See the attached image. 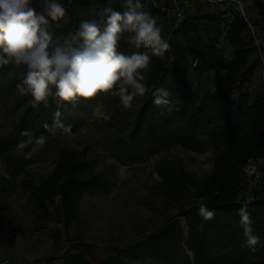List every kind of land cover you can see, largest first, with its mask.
Masks as SVG:
<instances>
[{
    "label": "rangeland",
    "instance_id": "374dc122",
    "mask_svg": "<svg viewBox=\"0 0 264 264\" xmlns=\"http://www.w3.org/2000/svg\"><path fill=\"white\" fill-rule=\"evenodd\" d=\"M176 1L188 20L210 16L221 23L220 31L215 25L200 23L193 33L185 35L166 10L171 7L169 1L141 0L144 10L156 18L162 37L170 44L165 57L151 56L149 68L144 70L148 92L134 99L130 109L123 108L119 98L108 93L78 99L75 107L65 102L59 108L60 119L65 126H72L71 137L61 130L52 134L43 127L53 124L58 110L54 99L50 98L47 106L41 103L33 108L32 96L19 94L16 84L21 82L22 66L0 67V165H4L0 167V262L61 264L68 255L81 253L92 264H101L108 256L116 258L109 264H134L132 259L151 254L156 259L162 258L165 264H196L188 246L189 228L180 215L193 203L194 193L176 185V180L182 172L198 179L209 174L216 150L207 140L193 136L185 119L171 120L161 108L150 103V94L159 87L177 90L179 71L185 70L188 78L185 85L190 90L187 98L193 101L195 109L203 112L197 121L200 129L210 119L217 120L226 107L236 104L239 91L224 85L221 78L209 88L202 86L201 80L208 72H204L198 53H205V59L211 56L214 61L219 56L231 59L232 48L225 38L227 25L234 15L243 12L256 37L245 36L252 41L250 48H255L247 55V64L255 63V69L242 91L248 92L251 99L264 96V63L261 62L264 52L258 49L259 43L264 48V0H244L242 6L224 0ZM60 2L66 8V17L59 21L60 38L75 31L81 20L96 17L105 7L114 8L119 2V8L124 10V0ZM32 6L40 11L43 0H32ZM192 44L197 52H189L188 46ZM118 51L131 55L136 49L121 39ZM170 57L174 61L171 66L165 65L169 70L165 77L157 75L152 80L151 60L158 58L164 62ZM194 60L199 62L196 68L192 67ZM207 70L222 75L218 67H207ZM218 96L222 103L217 106L207 101ZM23 130L32 131L33 137L41 134L48 137L43 150L30 159H25L23 153L29 152L32 145L23 153L16 151L17 143L27 139L20 135ZM67 150L82 154L85 166L103 178L105 189L98 195L83 191L79 218L65 228L62 212L56 209L60 198L54 197L53 206L47 202L42 208L35 194L38 188L46 187L44 184L49 181L59 155ZM157 174L161 181L155 179ZM172 179L181 194L175 193V188L174 198H165L164 190L172 194ZM25 183L31 185V191ZM255 198L264 200V184L246 181L238 192V199L251 203ZM174 222H178L183 237L178 244L172 240ZM166 229L170 232L164 238L160 234ZM132 247L137 249L126 255L125 250ZM205 247L214 255L223 252L219 243L209 237L205 239ZM114 248L121 251L119 257ZM251 253H247L248 261L256 264L262 254L256 258Z\"/></svg>",
    "mask_w": 264,
    "mask_h": 264
},
{
    "label": "trees",
    "instance_id": "16d2710c",
    "mask_svg": "<svg viewBox=\"0 0 264 264\" xmlns=\"http://www.w3.org/2000/svg\"><path fill=\"white\" fill-rule=\"evenodd\" d=\"M169 3L171 7L166 10L173 8V2L169 1ZM119 5L118 2L114 8L122 12L123 10L119 8ZM200 23L215 25L217 30L220 31L221 23L215 22L210 16L190 20L185 18L180 29L185 35H189L195 31L196 26ZM49 30L53 34L54 41L60 38L59 21L50 22ZM251 34L256 37V33L252 30V25L248 19L241 14H236L227 25L225 34L226 41L232 48V58L225 60L219 56L214 61L211 56L205 59L207 54L198 53L202 60L204 72H208L201 80L202 86L209 88L221 78L224 85L239 91L236 104L226 107L225 112L217 120L210 119L208 125L206 124L202 129L197 126V121H199L203 112L195 109L193 101L187 98L190 90L185 85L186 79H188L185 70L179 71L178 89L169 91L171 93L170 105L166 107L156 106L161 108L162 113L171 120L185 119L188 124L187 129L191 134L198 139L207 140V142L214 145L216 150V157H214L209 174L198 179L182 172L176 180L178 183L172 179V194L168 190H164L162 194L165 198L173 199L176 188L175 183L191 189L194 193L191 198L193 203L186 212H181L180 215L184 216L189 228L188 246L194 255L196 264H254V262L248 261L247 253L249 250L242 247L245 237L239 224L240 218L236 214V210L244 203H247L254 233L256 235L259 233L258 236L261 238V246H259L258 251L251 253V255L258 258L259 254H262L256 264H264V200L255 198L252 199L251 203H248L238 199V192L245 184L242 180L244 166L249 161L264 157V96L251 99L252 96L248 92L242 91L243 85L250 79L255 69V63L247 64V55L255 51V48H250L252 41L245 39V36ZM258 49L260 52H264L261 43H259ZM188 50L190 53L198 51L194 44L189 45ZM173 61L163 62L158 58L152 59L151 79L154 80L157 75L165 77L169 71L165 69V65L171 66ZM212 61L215 63H212ZM198 63L197 61L196 67ZM214 66L222 71L221 77L218 72L207 70V67L212 68ZM154 91L155 89L150 94V103H153L152 93ZM207 101L212 103L213 106H217L222 103V98L218 96V98H208ZM230 109H232L231 112ZM208 127H212L211 130H207ZM216 141H219V143L216 144ZM53 184L54 187L51 186ZM24 185L29 191L32 190L30 184L25 183ZM44 186L46 187L38 188V192L35 194L40 207H46L47 202L53 206V198L58 196L60 206L56 209L62 212L65 228L71 226L79 218V202L83 191H94L98 195L100 191L105 189L103 178L85 166L80 152L72 150L64 151L59 155L55 169ZM177 191L176 188L175 193ZM179 193L181 194V191ZM201 203L207 204L209 209L216 213L213 219L206 221L197 214ZM173 225L176 229L172 228L174 233L172 240L178 244L183 238L181 228L178 222H174ZM169 232L166 229L160 235L165 238ZM207 237L219 243L223 250L221 254H211L208 248L205 247ZM136 249L137 247L128 248L125 250L126 255L131 250ZM113 251L117 255L116 257L120 256L121 251L118 248H114ZM127 257L130 258V255ZM115 259L114 256H108L101 264H109ZM131 261L134 264L140 262L142 264L164 263L161 262L163 261L162 258L156 259L153 254L146 255L142 259L135 258ZM61 264L92 263L83 254L76 253L65 257Z\"/></svg>",
    "mask_w": 264,
    "mask_h": 264
},
{
    "label": "clouds",
    "instance_id": "9594fccd",
    "mask_svg": "<svg viewBox=\"0 0 264 264\" xmlns=\"http://www.w3.org/2000/svg\"><path fill=\"white\" fill-rule=\"evenodd\" d=\"M123 9L121 12L105 7L96 17L81 20L75 31L54 41L50 22L66 17V8L60 0H43L40 11L32 6V0H0V67L10 64L23 67L16 89L21 96H32L33 108L41 103L47 106L50 98L55 100L58 110L53 124L43 125L52 134L61 130L71 137L72 126H65L60 119L59 108L65 102L75 107L78 99L108 93L118 97L123 108L130 109L134 99L148 92L144 70L149 68L151 56L164 58L170 44L162 37L156 18L144 10L141 0H124ZM121 39L136 51L131 55L118 51ZM152 95L156 106L171 103V93L165 87L155 89ZM20 135L27 139L17 143L18 153L32 145L29 152L23 153L25 159L42 151L48 139L43 134L33 137L30 130H23ZM155 179L162 180L158 174ZM197 214L207 221L216 213L201 203ZM236 214L245 237L242 247L255 253L261 246V238L254 233L247 203Z\"/></svg>",
    "mask_w": 264,
    "mask_h": 264
},
{
    "label": "built area",
    "instance_id": "2783aa9c",
    "mask_svg": "<svg viewBox=\"0 0 264 264\" xmlns=\"http://www.w3.org/2000/svg\"><path fill=\"white\" fill-rule=\"evenodd\" d=\"M171 3L173 2V8L169 10L170 14L173 17L174 23L176 26H181L184 22L185 18H187L184 14V12L177 6L176 0H169ZM228 2H235L238 3L240 6H242L244 0H224ZM242 16L245 17L243 12H241ZM260 52V51H259ZM261 57V56H260ZM169 61L172 62L173 59L169 58ZM261 62L264 63L263 59L261 58ZM194 64H192V67L195 68L197 65V60L193 61ZM264 81V80H263ZM264 87V82H263ZM243 183L246 181H253L258 184L263 183L264 184V157L255 161H249L244 166L243 169V176H242ZM58 226H61L59 224ZM0 264H10L9 261L6 262H0Z\"/></svg>",
    "mask_w": 264,
    "mask_h": 264
},
{
    "label": "crops",
    "instance_id": "0c3cea01",
    "mask_svg": "<svg viewBox=\"0 0 264 264\" xmlns=\"http://www.w3.org/2000/svg\"><path fill=\"white\" fill-rule=\"evenodd\" d=\"M18 264V263H17Z\"/></svg>",
    "mask_w": 264,
    "mask_h": 264
}]
</instances>
